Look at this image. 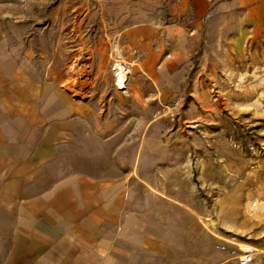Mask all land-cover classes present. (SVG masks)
I'll return each mask as SVG.
<instances>
[{"label":"crops","instance_id":"1","mask_svg":"<svg viewBox=\"0 0 264 264\" xmlns=\"http://www.w3.org/2000/svg\"><path fill=\"white\" fill-rule=\"evenodd\" d=\"M63 3L79 9L91 0ZM98 5L124 57L147 62L162 83L183 64L189 32L221 18L233 19L237 31L264 28V0ZM31 27L0 21V264H168L186 258L178 245L186 241L185 225L172 220L175 210L172 216L161 195L157 169L168 152L156 125H123L111 102L65 95L66 71L36 51ZM139 76L133 70L128 79Z\"/></svg>","mask_w":264,"mask_h":264},{"label":"rangeland","instance_id":"2","mask_svg":"<svg viewBox=\"0 0 264 264\" xmlns=\"http://www.w3.org/2000/svg\"><path fill=\"white\" fill-rule=\"evenodd\" d=\"M64 1L0 0V21L32 26L36 51L66 71L69 89L84 92L76 100L111 102L114 114L123 115V125H156L168 152L157 169L165 189L161 195L186 234L178 244L186 258L166 262L236 264L240 255L206 233L177 203L192 208L222 237L264 249V222L248 210L264 203V28L237 31L233 19L210 21L201 32L188 33L186 58L163 81L160 98L141 74L128 79L122 96L107 68L108 42L117 39L106 11L96 0L79 9L63 6ZM58 5L62 8L55 9ZM56 19L64 21L54 24ZM245 264H264V254Z\"/></svg>","mask_w":264,"mask_h":264},{"label":"bare ground","instance_id":"3","mask_svg":"<svg viewBox=\"0 0 264 264\" xmlns=\"http://www.w3.org/2000/svg\"><path fill=\"white\" fill-rule=\"evenodd\" d=\"M99 4V0H96ZM104 23V22H103ZM104 28L107 31V25L104 23ZM107 38V35L106 37ZM109 40V38H107ZM108 46L110 48V56H109V63L107 68H110L113 75V84L117 92L120 93V95L124 96L126 95L127 89H128V75L131 71L136 70L141 75H143L149 83L152 84L153 88L156 91V97L160 98V87L162 86V82H159V80L155 79L153 76V68L147 63H139L135 60H129L124 57V53H122V47L121 45L116 42L112 44V42H108ZM82 56V55H81ZM85 56V54H84ZM80 59H77L78 62ZM75 62L74 67L79 68L78 64ZM82 67V66H81ZM105 69V68H104ZM79 70V69H78ZM107 69L103 71L106 72ZM84 81V80H83ZM62 91L64 93H68L69 96L72 98H80L82 94H79V92H73L71 89H69V82H66L62 84ZM160 100V99H159ZM168 110V108H167ZM144 187L149 189L150 191L157 193L152 187L147 183L143 182ZM181 206L183 210H185L187 213L192 215L194 218L198 220L200 225L202 226L203 230L211 235L213 238H215L218 241L226 242L227 244H230L239 249L240 255H238L237 258H235L236 264H245L247 263L254 255H262L264 254V249L255 247L254 245H249L242 241H235V240H228L225 237H222L218 233L214 232L212 225L209 223H206L204 219L196 213L192 208H188L186 205L177 203ZM249 212L251 214V217H254L255 219H258L259 221L264 222V203L263 202H256L252 207H250Z\"/></svg>","mask_w":264,"mask_h":264}]
</instances>
